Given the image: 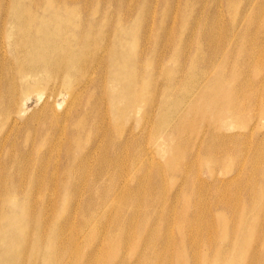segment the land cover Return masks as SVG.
Masks as SVG:
<instances>
[{
    "label": "bare ground",
    "instance_id": "6f19581e",
    "mask_svg": "<svg viewBox=\"0 0 264 264\" xmlns=\"http://www.w3.org/2000/svg\"><path fill=\"white\" fill-rule=\"evenodd\" d=\"M101 1L0 0V264H166L173 232L171 264H235L223 211L205 219L192 198L212 181L230 207L214 169L255 183L225 218L264 197V2L226 23L235 1L212 0L197 29L191 0Z\"/></svg>",
    "mask_w": 264,
    "mask_h": 264
},
{
    "label": "rangeland",
    "instance_id": "374dc122",
    "mask_svg": "<svg viewBox=\"0 0 264 264\" xmlns=\"http://www.w3.org/2000/svg\"><path fill=\"white\" fill-rule=\"evenodd\" d=\"M98 1L100 3H103L101 0H98ZM174 1L175 0H173L172 2H174ZM191 1L192 2H190V4H189V6H190L189 11L192 10V8H193L196 12V16L198 15L199 17H201V19H200L201 21H199L200 23H199V26L197 27V29L198 28L200 29V28L204 27L205 20H206L207 16L209 15L208 13H209V9L211 6L210 4L212 3V0H206V2L204 0L203 3H205V5L208 6L206 9L203 7L204 4H201V3L196 4L197 1H193V0H191ZM233 1H235L234 4L237 5V7L234 5V7H236L235 8L236 15H232L233 11L231 10V13H230L232 15L231 16L230 14H228V10H227L226 16H225L226 23L232 22L231 19L233 20V22H234V20H238L237 15L240 14L241 10L243 9L244 2L246 0H233ZM239 1H242V3ZM238 2H239V4H238ZM252 2H254L257 5L258 3L264 2V1L263 0H254V1L252 0ZM223 5L225 6V2ZM240 5H242V7H239ZM137 6H138L137 3H135V4L131 3V8L134 10V12L137 11ZM203 8H204V10H203ZM239 8H240V10H239ZM138 10H140V6H138ZM227 14L229 15L228 17H227ZM230 17H231V19H229ZM190 19H191V21H193V17ZM187 22L190 23L189 18H188ZM188 27L191 28V25L189 24ZM194 28H195V25H194ZM210 29H214V38L215 39L217 37H219L220 34L223 32V26L222 25L217 26V25L212 24L210 26ZM184 31H186V30H184V28H179V30H178V32H181V34ZM186 33H187V31H186ZM201 39H202V36H201V33L199 32L196 36V42L201 40ZM153 49H154V46H153ZM223 53L224 52H221V54H219L218 56L221 58V56L224 55ZM168 60L170 61V58H168ZM171 60H172V57H171ZM173 65L175 66V64H173L172 62H169L168 67L170 69H173V67H174ZM37 102H38V100H37L36 96H30L26 102L25 101L23 102L25 110L29 111L28 112L29 115H31V113L32 114L35 113L34 110H36L38 108ZM62 102H63V98L60 97L58 100V104H61ZM36 106H37V108H36ZM6 130H7L6 127L0 128V131H1L0 132V140H1L2 136H4L5 132H7ZM194 132H195V130L189 133L190 140L192 141V143L194 141V138H193ZM263 133H264V131H263ZM183 150L185 152H190L191 150H193V147L191 145L188 148L185 146V148H183ZM6 151H7V149L5 150V152H2V155L8 154L7 156L11 157L15 154V152H14L15 150L12 148H8V151H7L8 153ZM214 153H215V151H212V154H214ZM218 154L219 153L216 152V155H218ZM240 159L242 160L243 158L240 157ZM4 160L6 162L7 157L2 158L3 162H4ZM51 166H53V164ZM2 167L3 166H0V170ZM88 167H89L90 172L92 173L95 171L97 166H88ZM195 167H196V170L198 171V173L202 172L204 170H207V166L205 164L203 165L202 163H199ZM213 167L214 166H212V168ZM248 167L249 166H232V168L234 170H236V171H234L235 174L239 173L241 168H244L247 171ZM214 170L219 172L215 176L217 178V180L224 179L223 185H225V186L223 187V191L221 192V194H223V195H221V196L224 198H232V200L229 203L230 207L222 206L221 204L220 205H215V204L212 205L210 200H212V196L214 194L213 192L215 191V190H213V188L215 185L212 186V181H210V183L205 186L206 190L203 193L204 194L203 197H201V198L193 197L192 198V200L195 204V208H196V210H201L204 207V210L202 213H206L205 219L212 217L214 220H217V219L219 220V218L216 214L218 212V210L223 211L222 215H223V218H224L226 223H225V225H222L220 227L217 226V228H219L220 233L224 232L226 235L230 236L231 240H233V247L234 248L231 249L228 253L231 254L235 258V260H234L235 264H237L238 261L240 264H252V257L246 255L247 251L252 249L254 251L255 255H257V256L263 253V250H261V247H262L261 245H264V197L261 200V202L259 204H257L256 207L251 211L250 220L244 221L240 218H236V216H235L236 212L231 213V215L229 217L225 218L226 214L224 216V213H225L224 211H227L225 208L233 210L236 206L242 207V204L246 203L250 199V192L249 191L254 190V187L252 185H255V183L254 182L246 183V182H244V179L241 178L238 181V183L235 184V182L241 176L235 178V182H232L231 177L233 176V174H227L226 172H224L222 174V171L217 170V169H214ZM245 170H244V173L242 174L243 176L246 173ZM85 172L86 171H84V173ZM128 176H129V173H126L125 178L126 177L128 178ZM101 177H102L101 179H103V181H108V180L112 179V175L109 173H101ZM130 182L131 181H128L126 183L127 186L129 185ZM144 197H145V195L141 196V199H144ZM252 206L247 207V209L250 210L252 208ZM236 208H235V210H236ZM191 221L192 220L189 219L187 221L186 225H188ZM175 223H176V220L174 221V225H175ZM206 232H207L208 236L216 238L215 233H213L209 229L208 230L206 229ZM169 237H170V240L173 242V246H176L175 232H173V234H169ZM78 241H79V243H82L84 241H86V242L88 241L89 242L88 244H90L92 240H91L90 234L88 233V234H85L82 237H80V239ZM217 244H218V242H217ZM223 244L224 243H220L221 246H223ZM173 246L171 248L166 249V255H165L166 264H171L170 258L173 257V254H174ZM237 248H238V251H241L242 249H244L245 254L243 256H240L237 253ZM203 249H204V247H201L200 250H203Z\"/></svg>",
    "mask_w": 264,
    "mask_h": 264
}]
</instances>
